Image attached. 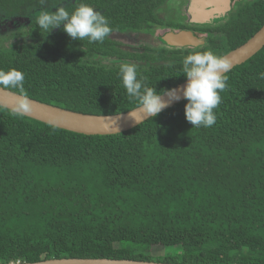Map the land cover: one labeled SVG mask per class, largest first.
<instances>
[{
    "label": "trees",
    "instance_id": "16d2710c",
    "mask_svg": "<svg viewBox=\"0 0 264 264\" xmlns=\"http://www.w3.org/2000/svg\"><path fill=\"white\" fill-rule=\"evenodd\" d=\"M168 2L0 0V22L24 21L18 34L27 37L0 49V70L21 71L27 96L45 104L98 116L136 109L120 65H136L137 78L147 77L162 95L187 80L184 58L150 47L134 51L114 36L153 32ZM76 3L107 18L112 32L103 43L74 40L63 25L48 34L35 23L40 10L63 4L72 12ZM250 9L231 31L238 39L237 29L248 24L234 49L264 26V6ZM226 75L211 127L193 128L187 100L110 136L69 132L0 106V264L63 258L264 264V48ZM154 246L184 252L145 254Z\"/></svg>",
    "mask_w": 264,
    "mask_h": 264
},
{
    "label": "clouds",
    "instance_id": "9594fccd",
    "mask_svg": "<svg viewBox=\"0 0 264 264\" xmlns=\"http://www.w3.org/2000/svg\"><path fill=\"white\" fill-rule=\"evenodd\" d=\"M39 2L46 5L48 0ZM54 7L58 10L44 9L35 14V23L43 32L49 34L63 25V31L72 39L87 40L89 43H103L112 32L107 18L86 3H76L72 12L63 4ZM182 64V73L187 77V84L180 88L164 89L163 95L167 96V99L158 94L155 87L147 86V77L137 78L136 65H120L119 74L128 99L137 102L135 111L129 114L130 117L140 122V119L133 115L137 111L143 112L147 118L158 116L171 103L183 98L188 101L185 115L193 128L211 127L216 123L214 109L222 103L220 93L227 88L226 73L232 68L231 61L208 50L187 55ZM24 81V74L15 68L7 72L0 70V91L19 90L17 102L11 109V114L16 117H24L33 111L32 102L25 92Z\"/></svg>",
    "mask_w": 264,
    "mask_h": 264
},
{
    "label": "water",
    "instance_id": "95a60500",
    "mask_svg": "<svg viewBox=\"0 0 264 264\" xmlns=\"http://www.w3.org/2000/svg\"><path fill=\"white\" fill-rule=\"evenodd\" d=\"M216 0H194L190 6V13L192 16L191 23L204 24L210 22L212 15H206L204 18H199V16L204 15L206 8L202 9L205 4L212 5ZM222 1V0H220ZM229 5V3H228ZM229 9V8H227ZM220 14L219 12H216ZM165 43L172 47H185V46H200L203 41H199L197 37L191 33H167L163 36ZM264 48V26L245 44L235 49L234 51L228 53L224 57L229 59L232 64L231 70L235 67L240 66L250 59H252L257 53H259ZM230 70V71H231ZM229 71V72H230ZM228 73V72H227ZM226 73V74H227ZM187 84V80L179 84L175 88H180ZM18 93L12 92L10 90L0 91V106L11 111L17 102ZM164 99L167 96L163 95ZM33 105V111L26 115V117L48 124L50 126L66 130L69 132L87 135V136H110L117 135L123 132L130 131L135 127L141 125L147 120L153 117H146L143 112L137 111L133 115L140 119L137 122L135 118L130 117V112L135 111V109L128 111L126 113H120L116 115H89L79 112H74L66 110L60 107L52 106L49 104L42 103L40 101L31 99ZM186 99H180L179 101H174L169 107L164 109L166 111L173 108L175 105L180 104ZM162 111V112H163ZM10 264H168L159 262H148V261H138L130 259H108V258H98V259H85V258H63V259H49L35 263H10Z\"/></svg>",
    "mask_w": 264,
    "mask_h": 264
},
{
    "label": "flooded vegetation",
    "instance_id": "af4514ba",
    "mask_svg": "<svg viewBox=\"0 0 264 264\" xmlns=\"http://www.w3.org/2000/svg\"><path fill=\"white\" fill-rule=\"evenodd\" d=\"M194 0H172V2H168L163 5L162 9L157 12L158 19L161 25H157L153 32H156L155 35L153 32H124L120 34H116L114 38L120 43H123L124 46L128 49H133L134 51L145 52L147 51V47L153 49H164L169 50L173 54V57L177 58H185L187 55L192 54L194 52H203L211 50L217 56L224 57L228 53L234 51L232 43L234 42L238 45L240 41L246 36L248 29V24L245 22L241 24L239 29H237V33H239L238 39L232 37V32L234 30L235 24L239 23L241 19H247V12L249 8H263L264 0H216L212 3V5L205 4L204 15L199 16V18H204L206 15H212L210 22L204 24L191 23V13L190 6ZM229 3V5H228ZM175 4V8L169 10L170 5ZM229 8V9H227ZM250 9V10H251ZM219 12L220 14H217ZM174 22V23H173ZM169 23H173L174 27H169ZM254 25V23H253ZM252 25V26H253ZM181 26V27H180ZM254 27H256L254 25ZM157 32H162L158 34ZM191 33L199 41H203L200 46H185V47H172L165 43L163 40V36L167 33ZM257 33V32H256ZM255 33V34H256ZM254 34V35H255ZM126 35H133L135 41H139V48L134 49L132 47L127 46L120 37H124ZM253 35V36H254ZM252 36V37H253ZM252 37H250L246 42H248ZM129 41H127L128 43ZM245 42V43H246ZM244 43V44H245ZM149 51V50H148ZM183 61V60H182Z\"/></svg>",
    "mask_w": 264,
    "mask_h": 264
},
{
    "label": "rangeland",
    "instance_id": "374dc122",
    "mask_svg": "<svg viewBox=\"0 0 264 264\" xmlns=\"http://www.w3.org/2000/svg\"><path fill=\"white\" fill-rule=\"evenodd\" d=\"M175 4L170 5L169 10L174 9ZM25 25L24 21L21 20H11L7 22H0V49L11 47L15 44L24 43L27 40V37H21L18 34V29L23 28ZM127 46L132 47L134 49L139 48V41H135L133 35H126L124 37H120ZM127 41H129L127 43ZM184 250L182 246L175 247H164V246H154L150 252L145 254L153 256V257H165V256H177L183 254Z\"/></svg>",
    "mask_w": 264,
    "mask_h": 264
}]
</instances>
